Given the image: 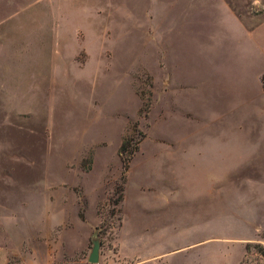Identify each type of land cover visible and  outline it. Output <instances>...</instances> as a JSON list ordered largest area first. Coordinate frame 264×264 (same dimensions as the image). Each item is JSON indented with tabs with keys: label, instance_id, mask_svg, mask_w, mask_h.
<instances>
[{
	"label": "rangeland",
	"instance_id": "rangeland-1",
	"mask_svg": "<svg viewBox=\"0 0 264 264\" xmlns=\"http://www.w3.org/2000/svg\"><path fill=\"white\" fill-rule=\"evenodd\" d=\"M263 100L264 0H0V264H141L116 254L126 180L170 218L139 234L164 233L154 264H264V155L211 122ZM202 131L229 171L195 204L175 163Z\"/></svg>",
	"mask_w": 264,
	"mask_h": 264
},
{
	"label": "crops",
	"instance_id": "crops-1",
	"mask_svg": "<svg viewBox=\"0 0 264 264\" xmlns=\"http://www.w3.org/2000/svg\"><path fill=\"white\" fill-rule=\"evenodd\" d=\"M251 105L254 107L249 109H254L256 111V114L248 110L246 111V113L250 115L238 118L235 124H233L234 122H232L226 116H221L219 118H216L215 120L211 119L212 123H214L215 121L218 122V126L216 127L215 125V128H217L218 131H221V135L223 138L227 139L226 155L229 154V151L231 149L235 150L234 154L238 156L264 155V146L261 148L259 147L261 145H264V100L261 102L252 101ZM244 107H246V105H244ZM213 136V134L205 135L203 131L198 133L195 132L190 133L187 137H184V139L180 141L181 145L184 146V150H182L181 152L182 155H184L178 156L175 164H177L178 170H185L189 172L188 187L191 197L195 201V204H198L200 201H202L203 197L208 194L209 173L212 177V173L214 170L229 171V165L224 164V159H222L221 161L223 163H219L218 165H216L215 160H213V158L211 157L215 153L223 152L225 146L224 144H222L221 149H219V147L215 145ZM253 141H257L258 146H253ZM198 155H201L202 158H197L196 156ZM187 157L189 158L187 159ZM126 186L127 180L125 182L123 198L121 200L120 207L122 208V206L125 205V202H127V206H129V212L131 216L129 218L128 228H126V232L122 231L124 226L122 222L119 226V232H123L120 236L123 237V240L125 241L124 245L128 247L127 249L130 251V253L122 246L121 243L117 246V257L121 260L128 259L129 257L133 259L132 254H138L141 256V264H154L151 259H156L161 255L162 252H160L161 250L159 249L164 242V237L161 238V236H164V233L161 234L158 231V239L157 241L152 243L151 241L149 242V240L140 237L139 234L142 229H160V225L165 227L166 219L170 218H167L165 211H159L154 216L155 218L142 220L140 218V207L142 205L144 207L145 202H147L148 204L151 198H149V196H147L144 192H140L142 188L140 187V183L139 185L137 184V187L133 190V195L126 200ZM104 197L105 195L101 197V200H103ZM222 204L223 202H221V205ZM222 208L223 207H221V211L223 210ZM212 213L213 201L211 207V214ZM200 230L201 234H208V223H206L205 227H200Z\"/></svg>",
	"mask_w": 264,
	"mask_h": 264
},
{
	"label": "trees",
	"instance_id": "trees-1",
	"mask_svg": "<svg viewBox=\"0 0 264 264\" xmlns=\"http://www.w3.org/2000/svg\"><path fill=\"white\" fill-rule=\"evenodd\" d=\"M126 145H127L126 141H122V142L120 143V145H119V149H118V150H119V151H118L119 156H121V155L123 154V152H125V150H126ZM134 150H135V149L129 151L128 158H130V156L133 154ZM120 160H121V163H122V170L124 171V170H126V168H127V163H126V161H124L122 158H121ZM121 174H122V176H121V179H120V180H121V182H124V175H123V173H121ZM121 191H122V188L120 187V188H119V192H121ZM121 200H122V195H121V194H118L117 197L112 201V203H114V204H116V203H120ZM260 248H261V247H260ZM260 250H261V252H260L261 256L264 257V249L261 248Z\"/></svg>",
	"mask_w": 264,
	"mask_h": 264
},
{
	"label": "water",
	"instance_id": "water-1",
	"mask_svg": "<svg viewBox=\"0 0 264 264\" xmlns=\"http://www.w3.org/2000/svg\"><path fill=\"white\" fill-rule=\"evenodd\" d=\"M98 247H99L98 240L95 237L92 238V246L87 257L88 262L95 263L97 261Z\"/></svg>",
	"mask_w": 264,
	"mask_h": 264
}]
</instances>
